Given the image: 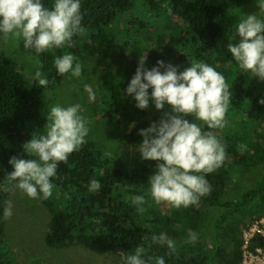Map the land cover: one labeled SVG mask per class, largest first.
I'll list each match as a JSON object with an SVG mask.
<instances>
[{"label": "trees", "instance_id": "16d2710c", "mask_svg": "<svg viewBox=\"0 0 264 264\" xmlns=\"http://www.w3.org/2000/svg\"><path fill=\"white\" fill-rule=\"evenodd\" d=\"M42 2L51 8L54 0ZM249 5L257 9L255 0H81V30L71 41L40 54L31 51L49 80L46 88L39 87L37 80L30 81L10 57H0V264L11 261L4 243L3 216L9 191L15 188V182L7 179L14 170L9 161L14 156L36 158L27 156L23 145L33 134L44 133L47 110L61 96L57 87L60 90L64 82L67 87L69 81L80 79L74 94L87 117L80 114L89 129H94L92 119L98 117L97 126L108 129L102 137L113 147L99 138H85L66 162L59 163L51 178V197H41L51 213L46 245L52 249L82 245L98 255L119 256L120 264H126L138 246L144 248L145 259L162 256L165 264H240L242 230L246 222L264 213V105L259 103L264 98V82L249 79L227 50L230 39H239L233 30L237 15ZM64 54H71L74 63L81 65L79 77L57 73L54 59ZM141 57L149 70L159 60L181 72L190 63H207L224 75L232 92L225 127L211 130L225 145L226 159L206 174L210 192L187 208L157 203L148 186L157 162L143 160L139 151L131 155L121 149L137 148L143 142L140 130L163 116L154 105L137 108L125 93ZM92 72L98 79L93 101L87 104L84 85ZM186 118L202 131L209 130L194 116ZM244 174L255 178L257 185L230 200L228 193L243 185ZM93 178L101 182L95 192L89 191ZM137 195L146 200L143 214L132 204ZM166 205L170 209L164 212ZM215 208L225 214L210 219L215 216L209 217V209ZM162 232L175 242L170 255L166 246L151 242L153 234ZM189 233L197 235L195 242H187ZM255 247H264V240L255 237Z\"/></svg>", "mask_w": 264, "mask_h": 264}, {"label": "clouds", "instance_id": "9594fccd", "mask_svg": "<svg viewBox=\"0 0 264 264\" xmlns=\"http://www.w3.org/2000/svg\"><path fill=\"white\" fill-rule=\"evenodd\" d=\"M256 6L264 13V0H256ZM82 19L81 0H54L51 8L42 0H0V34L22 40L26 50L37 54L69 43L81 30ZM233 30L239 39H230L227 45L232 60L249 79L264 81V19L256 13L244 14ZM145 63V57H141L125 93L137 108L146 110L154 105L163 112L159 121L139 132L143 137L138 146L141 158L157 162L148 180L149 192L157 203L187 208L210 192L206 174L220 168L226 159L225 145L211 130L225 127L232 92L224 75L207 63H190L182 72L163 60L150 70ZM54 66L61 76L70 73L79 77L82 72L71 54L56 57ZM35 78L39 87L48 86L49 80L41 71L35 72ZM259 103L264 105V98ZM166 105L170 110H166ZM80 113V104L50 106L44 133L33 134L23 145L27 156L36 158L12 157L9 162L14 170L7 175L9 182H15V187L30 198L51 197V178L59 163L66 162L88 135L87 121ZM190 115L209 130L202 131L200 125L186 118ZM100 187L98 179L90 180L89 191ZM145 203L143 195L132 199L140 214L146 211ZM12 215V202L8 201L3 216L10 219ZM150 239L153 244L166 246L169 255L175 251V242L166 233L153 234ZM196 239V234L189 233L187 242ZM144 252L138 246L127 257L126 264H165L162 256L145 259Z\"/></svg>", "mask_w": 264, "mask_h": 264}, {"label": "rangeland", "instance_id": "374dc122", "mask_svg": "<svg viewBox=\"0 0 264 264\" xmlns=\"http://www.w3.org/2000/svg\"><path fill=\"white\" fill-rule=\"evenodd\" d=\"M246 7L247 6H244L243 8ZM248 7V10L242 12L243 15L240 13L237 15V19L242 18L244 14L253 13H256L258 17H263L262 19H264V13L259 12L258 7L257 9H254L255 5H249ZM0 57H10L30 81L36 80L35 72L37 70L42 72L40 60L31 50H26L24 48L22 40L14 38L11 35L5 38L3 34H0ZM89 64H94V66H96L95 63ZM95 73L96 72H92V74L89 73L88 79L90 80L84 85L83 96L87 104L93 101V91L96 90L98 76ZM81 80L82 79L79 81H69V86L67 87L64 82V84H61L60 90L57 87V91H61V96L58 100L59 103H56V105L67 107L69 105L79 104L77 103L74 91L80 87L78 82H81ZM49 93L51 94V92L48 91L47 96ZM81 114L87 117V113L83 107L81 109ZM97 119L98 117L92 119L94 120L95 127L94 129H89L88 135L85 138H99L98 140L107 146L108 144L105 142L102 135L105 134L108 129L106 131L105 128L98 127L97 125L99 123L96 121ZM133 127L134 125L126 128V132L129 133ZM105 139L107 140L108 137L105 136ZM121 149L125 152H129L131 155L139 151L138 147L121 146ZM256 182L255 178L244 174L241 177V183L243 185L236 190H231V192L228 193L229 199H239L240 193L246 192L254 185H257ZM8 196L7 202H12L13 212L10 219L4 218L6 227L4 243L11 257L9 264H120L121 259L119 256L113 254L98 255L82 245H74L61 249L49 248L45 243V239L50 230L51 213L41 202V197L35 199L30 198L17 187L11 189ZM169 209L170 206L166 205L164 207V212L169 211ZM209 212V217L215 216L210 219H217L225 214V210L220 208L209 209ZM261 215L264 216V213ZM250 223L251 222H246V225ZM207 240L209 244L212 245V237H209Z\"/></svg>", "mask_w": 264, "mask_h": 264}, {"label": "built area", "instance_id": "2783aa9c", "mask_svg": "<svg viewBox=\"0 0 264 264\" xmlns=\"http://www.w3.org/2000/svg\"><path fill=\"white\" fill-rule=\"evenodd\" d=\"M243 246L240 264H264V247L252 248L255 237L264 240V216L252 221L242 230Z\"/></svg>", "mask_w": 264, "mask_h": 264}]
</instances>
